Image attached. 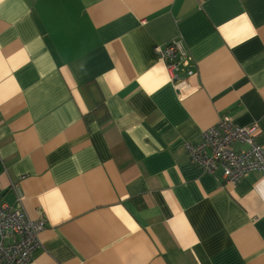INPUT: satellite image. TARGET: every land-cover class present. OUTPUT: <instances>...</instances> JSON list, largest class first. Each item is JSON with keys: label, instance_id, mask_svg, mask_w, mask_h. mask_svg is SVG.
Instances as JSON below:
<instances>
[{"label": "crops", "instance_id": "obj_1", "mask_svg": "<svg viewBox=\"0 0 264 264\" xmlns=\"http://www.w3.org/2000/svg\"><path fill=\"white\" fill-rule=\"evenodd\" d=\"M178 37L174 85L154 47ZM223 115L264 144V0H0V199L45 222L29 264H264V171L184 150Z\"/></svg>", "mask_w": 264, "mask_h": 264}, {"label": "built area", "instance_id": "obj_2", "mask_svg": "<svg viewBox=\"0 0 264 264\" xmlns=\"http://www.w3.org/2000/svg\"><path fill=\"white\" fill-rule=\"evenodd\" d=\"M154 50L174 85L194 74L193 58L180 37L156 45ZM258 133L256 123L240 126L223 115L202 130L199 142H185L184 150L190 162L203 173L220 170L224 182L235 184L249 172L264 171V144L256 141ZM12 190L16 205L0 199V264H29L40 247L38 234L45 222L26 215L21 207L23 195L18 184H12Z\"/></svg>", "mask_w": 264, "mask_h": 264}]
</instances>
